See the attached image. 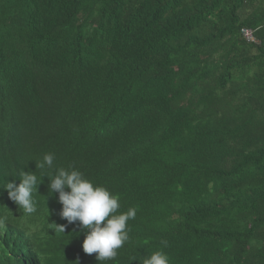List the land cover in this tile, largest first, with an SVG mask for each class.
Instances as JSON below:
<instances>
[{"label":"trees","instance_id":"obj_1","mask_svg":"<svg viewBox=\"0 0 264 264\" xmlns=\"http://www.w3.org/2000/svg\"><path fill=\"white\" fill-rule=\"evenodd\" d=\"M59 168L137 209L102 264H264V0H0V264H99ZM23 171L49 177L33 214L3 188Z\"/></svg>","mask_w":264,"mask_h":264},{"label":"clouds","instance_id":"obj_2","mask_svg":"<svg viewBox=\"0 0 264 264\" xmlns=\"http://www.w3.org/2000/svg\"><path fill=\"white\" fill-rule=\"evenodd\" d=\"M249 30L253 32L256 40L251 43H258L254 31ZM54 160L55 155L47 153L42 161L36 164V168L51 169L54 166ZM45 176L47 175L42 176L40 181L43 182ZM15 179L18 180L8 181L3 187L9 199L24 213H35L37 201L33 193L38 192V185L42 182H38L37 175L32 171H23L21 176L18 175ZM49 181L48 193H51L50 196L58 193V202L62 205L59 212L60 217L69 225L77 224L80 232L84 233L83 252L88 255L95 253V259L99 264L114 260L118 255V250L129 239L130 229L127 222L135 218L137 209L129 208L126 212H119V196L111 193L106 187L95 184L75 168H59L49 178ZM23 220L24 217H21L19 223ZM4 222V218L0 217V225ZM66 226L56 225L63 233ZM161 244L167 247L168 242L162 240ZM142 264H170V257L163 250H156L144 258Z\"/></svg>","mask_w":264,"mask_h":264},{"label":"built area","instance_id":"obj_3","mask_svg":"<svg viewBox=\"0 0 264 264\" xmlns=\"http://www.w3.org/2000/svg\"><path fill=\"white\" fill-rule=\"evenodd\" d=\"M242 35L244 37V39L248 42H255V38H254V35H253V32L249 29H242Z\"/></svg>","mask_w":264,"mask_h":264},{"label":"bare ground","instance_id":"obj_4","mask_svg":"<svg viewBox=\"0 0 264 264\" xmlns=\"http://www.w3.org/2000/svg\"><path fill=\"white\" fill-rule=\"evenodd\" d=\"M110 154V153H109Z\"/></svg>","mask_w":264,"mask_h":264}]
</instances>
